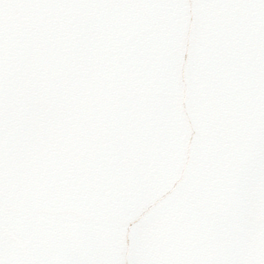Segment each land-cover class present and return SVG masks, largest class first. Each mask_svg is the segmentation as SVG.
<instances>
[{
    "label": "water",
    "instance_id": "water-1",
    "mask_svg": "<svg viewBox=\"0 0 264 264\" xmlns=\"http://www.w3.org/2000/svg\"><path fill=\"white\" fill-rule=\"evenodd\" d=\"M249 260L264 0H0V264Z\"/></svg>",
    "mask_w": 264,
    "mask_h": 264
},
{
    "label": "snow or ice",
    "instance_id": "snow-or-ice-1",
    "mask_svg": "<svg viewBox=\"0 0 264 264\" xmlns=\"http://www.w3.org/2000/svg\"><path fill=\"white\" fill-rule=\"evenodd\" d=\"M13 7H17L18 5H12ZM20 7H22V5H20ZM247 264H256V262L254 260H249L247 262Z\"/></svg>",
    "mask_w": 264,
    "mask_h": 264
}]
</instances>
